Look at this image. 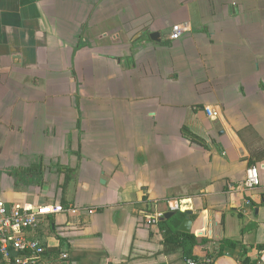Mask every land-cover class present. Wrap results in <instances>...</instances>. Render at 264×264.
Listing matches in <instances>:
<instances>
[{
  "label": "crops",
  "instance_id": "1",
  "mask_svg": "<svg viewBox=\"0 0 264 264\" xmlns=\"http://www.w3.org/2000/svg\"><path fill=\"white\" fill-rule=\"evenodd\" d=\"M0 198L63 205L55 264H186L168 203L201 264H264V0H0Z\"/></svg>",
  "mask_w": 264,
  "mask_h": 264
},
{
  "label": "built area",
  "instance_id": "2",
  "mask_svg": "<svg viewBox=\"0 0 264 264\" xmlns=\"http://www.w3.org/2000/svg\"><path fill=\"white\" fill-rule=\"evenodd\" d=\"M190 30L189 24L175 23L171 25L170 40H178ZM206 115L216 118L218 112L209 106L203 108ZM259 184V175L255 167L246 170L241 185L253 189ZM168 210H176V205L168 203ZM60 203L52 204H13L0 198V255L7 260L11 251L20 252L14 258L13 264H55L56 260L67 258L66 253L57 257L49 256L47 246L32 232H35L40 223L48 216L65 212ZM163 213L154 214L150 221H155ZM30 233V234H29ZM186 264H196L195 260L188 259Z\"/></svg>",
  "mask_w": 264,
  "mask_h": 264
},
{
  "label": "trees",
  "instance_id": "3",
  "mask_svg": "<svg viewBox=\"0 0 264 264\" xmlns=\"http://www.w3.org/2000/svg\"><path fill=\"white\" fill-rule=\"evenodd\" d=\"M244 131L249 132L250 135L253 133V130L250 126H246L244 128ZM239 133L240 135H244L242 131H239ZM257 138L258 140H260L259 137ZM17 170L19 172L33 174L36 177L37 176L41 177L43 173V165L42 164L31 165L30 167H27V168L20 167ZM17 170H15V173L17 172ZM56 172H58L59 174H63L65 175V178H68L70 174L74 171L73 169L65 165L58 164ZM64 186H65L64 183L60 185L62 190H64ZM176 215L181 218V216H184V213L176 212ZM175 216L171 217L170 219L166 221L158 222L159 226L163 229V252H172L174 250L181 248L184 254L186 255V260L192 259V260H195L196 264H201L198 260L199 259L198 256L191 253L192 248L197 244L195 236L192 233H184V232L178 231L177 226L179 223V219H177V221L175 222L174 221ZM47 218H49V216ZM172 219L174 223L169 225L168 222ZM47 252L49 256H51L52 253H55L54 249L50 247H47ZM19 255H20V252L11 251L7 260L3 259L2 256L0 255V264H13L14 258ZM207 264H210V263H207Z\"/></svg>",
  "mask_w": 264,
  "mask_h": 264
},
{
  "label": "water",
  "instance_id": "4",
  "mask_svg": "<svg viewBox=\"0 0 264 264\" xmlns=\"http://www.w3.org/2000/svg\"><path fill=\"white\" fill-rule=\"evenodd\" d=\"M157 33H152L150 34V36L153 38L154 36H156ZM184 132L191 138L199 141V142H202L204 143L205 140L198 137L197 135H195L194 133H192L191 131L189 130H184ZM186 213H190V211H186ZM175 213L172 212V211H168V212H165L163 213L162 216H159L158 218V221H161V220H166L168 219L169 217L173 216ZM190 225H191V221L188 219V217H185L184 219H182V221L180 222L179 226H178V230L179 231H182V232H188L189 231V228H190Z\"/></svg>",
  "mask_w": 264,
  "mask_h": 264
}]
</instances>
